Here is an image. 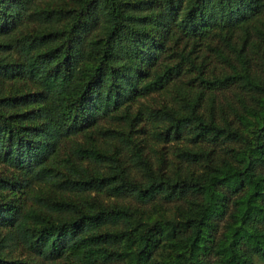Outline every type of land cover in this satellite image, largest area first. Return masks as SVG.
<instances>
[{"label":"trees","instance_id":"trees-1","mask_svg":"<svg viewBox=\"0 0 264 264\" xmlns=\"http://www.w3.org/2000/svg\"><path fill=\"white\" fill-rule=\"evenodd\" d=\"M0 166V264H264V0H0Z\"/></svg>","mask_w":264,"mask_h":264},{"label":"rangeland","instance_id":"rangeland-1","mask_svg":"<svg viewBox=\"0 0 264 264\" xmlns=\"http://www.w3.org/2000/svg\"><path fill=\"white\" fill-rule=\"evenodd\" d=\"M162 101H163V97L161 95H152V96H149L148 98L144 99L143 103H144V106L146 105V106H154V107H156ZM149 110H147V111H149ZM143 123L144 122H142L139 125H142ZM140 129H141V127L139 126L138 128H136L134 130V132H133V134H134L133 137L134 138H138ZM137 140L139 141V139H136L134 141H137ZM166 147H167L166 145H160V146H158L157 150L152 154V157H153V155H155V157H153V158L156 159V162H158L159 159L161 158L162 160H164L165 162L167 161V163H168L169 159L171 158V153H170V149H166ZM147 152L148 151H146V153ZM147 155H149V153ZM2 171H3V168L0 166V173ZM149 207L151 209H153L154 206L150 204ZM166 213H167L168 216L170 215L172 217L175 213H177V211L170 210V211H168ZM155 214L159 215V213H155ZM29 256H30V254H28V253L26 255H24V257L27 258V259L29 258Z\"/></svg>","mask_w":264,"mask_h":264}]
</instances>
